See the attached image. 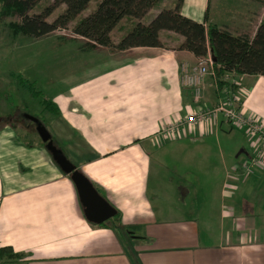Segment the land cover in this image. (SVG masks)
I'll use <instances>...</instances> for the list:
<instances>
[{
    "label": "crops",
    "instance_id": "obj_1",
    "mask_svg": "<svg viewBox=\"0 0 264 264\" xmlns=\"http://www.w3.org/2000/svg\"><path fill=\"white\" fill-rule=\"evenodd\" d=\"M176 1L164 0L144 22ZM208 9L210 18V0H184L182 14L203 23ZM123 21L128 27L117 36L111 33L115 43L132 25ZM75 39L78 47L87 42ZM160 40L164 48L79 49L72 57L78 59L76 72L60 76L57 85L36 71L35 81L59 110L57 116L41 111L47 129L68 160L121 213V225L135 227L130 239L90 223L70 176L45 147H27L0 118V248L17 254L1 253L0 264H264V168L242 169L259 141L235 128L242 134L240 143L216 155L222 134H227L225 144L235 130L220 123L162 143V125L197 106L182 85L181 65L198 59L179 50L183 36L162 31ZM91 52L95 60H79ZM3 77L0 72V91ZM230 77L224 88L238 80L240 86L231 89L242 91L244 109L264 120V77ZM223 89L208 77L202 104L217 105ZM10 94L5 90L1 99ZM1 114L8 112L0 101Z\"/></svg>",
    "mask_w": 264,
    "mask_h": 264
},
{
    "label": "trees",
    "instance_id": "obj_2",
    "mask_svg": "<svg viewBox=\"0 0 264 264\" xmlns=\"http://www.w3.org/2000/svg\"><path fill=\"white\" fill-rule=\"evenodd\" d=\"M41 1L0 0V30L3 27H8L13 39L20 35L39 39L49 37L61 30H67L71 24H74L73 35L87 41L79 49L88 52L102 47L116 53L139 47L164 48L160 40V33L169 31L184 37V42L179 46V50L188 51L198 59L194 64H184L193 66L200 59L209 58L211 55L220 89L228 84L223 79L232 75L235 77H264V18L259 22L257 30L251 38L247 34L234 33L211 22L209 9L203 23L187 18L182 14L184 0H177L172 8L162 9L146 23L144 19L149 11L164 0H98L96 7L83 17L81 14L88 10L94 0H51L50 4L40 12L31 13L39 8ZM211 2L212 0H210V6ZM61 7H64L62 12L53 21H49ZM15 17L20 20L5 21V19H14ZM125 19L131 20L132 27L118 43H115L111 38V33ZM72 41H77V39ZM22 83L20 82L32 95V99L41 100L44 112L55 116L59 115L56 105L48 99H44L43 93L35 88L36 82H34L35 84L28 83V86ZM11 96L10 94L7 98L8 114L1 119L2 122L5 121V125H10L27 147L32 148L36 145L46 147L41 138L40 142H36L30 133L33 132L35 136H39L36 124L33 131H29L24 124L21 129L22 125H19L18 120H24L23 114L18 115V108L13 104ZM242 103H244L243 100ZM35 118L47 128L48 124L44 118ZM230 126L233 125L230 124ZM112 223H116V227L123 230L124 226L121 225L119 211L115 218L103 223L100 227H112L116 230ZM125 232L127 234V231ZM3 252L11 253V258L17 256L11 248H0V256Z\"/></svg>",
    "mask_w": 264,
    "mask_h": 264
},
{
    "label": "rangeland",
    "instance_id": "obj_3",
    "mask_svg": "<svg viewBox=\"0 0 264 264\" xmlns=\"http://www.w3.org/2000/svg\"><path fill=\"white\" fill-rule=\"evenodd\" d=\"M97 1L98 0H94L90 4V7L88 8L89 11L96 7ZM50 2L51 0H42L40 2L39 8H36L31 13L40 12L41 9H43L45 6H48ZM63 9L64 7L58 9L49 19V21H53L62 12ZM88 10L86 11L87 13ZM263 18L264 0H212V12L210 21L223 26L234 33L247 34L252 38L257 30L259 22ZM10 20L19 21L20 19L18 17H15L14 19H5L6 22ZM73 25L74 24H71L67 30H61L55 32L49 37H43L39 39L24 37L21 35L13 39L11 31L8 27L1 28L0 72L1 75L4 76L3 78L5 80V88H3L0 93H4L5 90H8L11 93L12 96L10 98H12L13 104L17 106L18 114L22 113L38 118L43 117L41 112L43 109L41 100L35 101L34 99H32V95L28 93V91L26 90L27 88L22 86L20 82H23L22 84L25 86H28V83L36 82V71H42L43 74L49 76V79L52 78V84L57 85L59 84L60 76L67 77L68 75H73L74 72H76V69L78 68V59H73L72 57L75 55H79L80 47L77 46V43H72V40L77 38L72 33ZM125 27H128V23L122 20L117 27V31L115 29L114 36H117L119 32L125 29ZM131 27L132 25H129L130 29ZM83 41H85V39L81 40V42ZM67 57L69 59H67ZM82 57L84 58L83 60H86L85 63H88L89 61L95 60V58H97L92 52L86 55H80L79 60L82 59ZM210 60L212 61V59ZM234 77L235 76L232 75L230 78L232 79ZM39 83H41V81H38V83L36 82V84L34 83L35 88L43 93L44 99H47V94L46 92H44L45 90L42 86H40ZM0 101L5 102L6 104L8 103L7 98H4L2 100L1 96ZM6 115L7 114H1L0 118L2 119ZM18 123L19 125H22L21 129L23 128V124L26 125L25 127H27L29 131H33L35 128V123L32 120H18ZM220 123L230 125V123L225 122L224 119H221ZM231 127L235 129L234 126ZM30 133L34 136V141H41L39 136H35L33 132ZM226 135L227 134H222V137H220L221 151H218L215 148L213 149V153H215L216 155H221V152L223 154L224 150L227 149L229 145H231L232 143L237 145L242 139V134L238 132L237 129H235L226 138L224 144L222 138ZM52 138L54 140V136ZM203 139L198 140L204 141ZM209 139H211V137L207 138V140ZM212 139H214V137H212ZM214 158L218 161L217 156H214ZM210 179L214 180L216 178ZM198 186L199 182L197 183V187ZM191 197L192 195H190V198ZM116 225V223H112V226L116 229V232L124 236L125 239H130L128 230H130V232H134L135 227H123L122 229L124 231H121L116 227ZM125 231H127L128 235ZM135 233L139 235L140 231Z\"/></svg>",
    "mask_w": 264,
    "mask_h": 264
},
{
    "label": "built area",
    "instance_id": "obj_4",
    "mask_svg": "<svg viewBox=\"0 0 264 264\" xmlns=\"http://www.w3.org/2000/svg\"><path fill=\"white\" fill-rule=\"evenodd\" d=\"M208 77H212L218 84L213 63L209 58H202L193 66L182 65V85L192 92L197 106L194 111H188L185 116H180L162 125L158 131L162 143L181 139L185 131L195 134L200 127L209 130L212 124L218 125L220 120L224 119L235 128L246 130L249 134L254 135L259 141L254 157L244 163L242 169L245 172H253L259 167L264 168V120L257 114L248 113L244 109L241 98L242 91L235 92L231 89L240 86L239 81L235 79L229 85L231 88H224L225 86L224 89L222 88V97L217 105H203L204 85ZM226 83H230V80Z\"/></svg>",
    "mask_w": 264,
    "mask_h": 264
},
{
    "label": "water",
    "instance_id": "obj_5",
    "mask_svg": "<svg viewBox=\"0 0 264 264\" xmlns=\"http://www.w3.org/2000/svg\"><path fill=\"white\" fill-rule=\"evenodd\" d=\"M26 117H30L36 124L37 133L46 144L45 148L51 154L53 161L63 173L71 177L79 194L82 206L84 207L87 220L92 224L102 225L115 218L118 214V210H116L100 194L92 182L68 160L64 152L56 145L49 130L34 116L26 115Z\"/></svg>",
    "mask_w": 264,
    "mask_h": 264
},
{
    "label": "flooded vegetation",
    "instance_id": "obj_6",
    "mask_svg": "<svg viewBox=\"0 0 264 264\" xmlns=\"http://www.w3.org/2000/svg\"><path fill=\"white\" fill-rule=\"evenodd\" d=\"M26 115H27V114H23V118H24V119L31 120V118H30V117H26ZM128 232H129V230H128Z\"/></svg>",
    "mask_w": 264,
    "mask_h": 264
},
{
    "label": "bare ground",
    "instance_id": "obj_7",
    "mask_svg": "<svg viewBox=\"0 0 264 264\" xmlns=\"http://www.w3.org/2000/svg\"><path fill=\"white\" fill-rule=\"evenodd\" d=\"M181 70H182V67H181ZM201 128V127H200Z\"/></svg>",
    "mask_w": 264,
    "mask_h": 264
}]
</instances>
